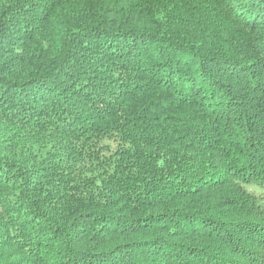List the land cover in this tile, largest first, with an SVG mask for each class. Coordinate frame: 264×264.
<instances>
[{"label": "trees", "instance_id": "obj_1", "mask_svg": "<svg viewBox=\"0 0 264 264\" xmlns=\"http://www.w3.org/2000/svg\"><path fill=\"white\" fill-rule=\"evenodd\" d=\"M0 264H264V0H0Z\"/></svg>", "mask_w": 264, "mask_h": 264}, {"label": "rangeland", "instance_id": "obj_2", "mask_svg": "<svg viewBox=\"0 0 264 264\" xmlns=\"http://www.w3.org/2000/svg\"><path fill=\"white\" fill-rule=\"evenodd\" d=\"M251 191L253 190L256 194H259L260 193V190L258 188H251L250 189Z\"/></svg>", "mask_w": 264, "mask_h": 264}]
</instances>
